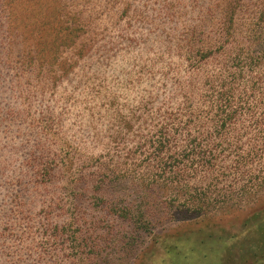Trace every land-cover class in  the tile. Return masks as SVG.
<instances>
[{
  "label": "rangeland",
  "instance_id": "obj_1",
  "mask_svg": "<svg viewBox=\"0 0 264 264\" xmlns=\"http://www.w3.org/2000/svg\"><path fill=\"white\" fill-rule=\"evenodd\" d=\"M226 2L0 0V264H264V186L191 216L164 182L195 146L219 170L264 136V44L243 40L264 0L234 3L227 31ZM202 25L192 63L178 45ZM241 53L262 62L233 93Z\"/></svg>",
  "mask_w": 264,
  "mask_h": 264
},
{
  "label": "trees",
  "instance_id": "obj_2",
  "mask_svg": "<svg viewBox=\"0 0 264 264\" xmlns=\"http://www.w3.org/2000/svg\"><path fill=\"white\" fill-rule=\"evenodd\" d=\"M234 3L235 7L237 8V6L239 5L238 0H229L228 3H225L226 9L230 10L228 13L230 19H228V16L226 17V25L228 26L225 29L226 31L228 29L234 28L236 24L235 20L233 19V14L236 11L235 7H233ZM203 27L204 26L202 25L194 28L191 31L192 33H188L187 37H184L182 39L185 44L182 45V43H180L178 45V47L185 52L186 58L192 63L196 62L199 56H203V58H206L208 54L205 52L208 49L209 44H206L204 43V41H200L197 37H195V35L199 34L197 33V30ZM76 28V30L82 32L86 27L82 22L79 23ZM261 29L262 30L257 29V31H252L246 39H243L244 43H247L246 46H254L257 48L264 44V27H262ZM225 38H228L227 34H222V36L220 37V42L221 44H223V46L224 43H226ZM208 52L210 54L208 57H210L213 54L211 53L213 52V49L210 48ZM253 55H245L241 53L234 57L241 63V66L238 69L232 70V72H234V77L237 79L235 80L234 78V83L231 89H229L231 92L234 93L232 88L235 87L236 82L239 81L244 74L254 70V67H256V65L253 64L262 62L260 61L261 56L259 53ZM231 92L227 93L228 97H231ZM226 103L230 102L226 101ZM260 106L261 104L256 108L258 109ZM226 113L227 114L222 117V126L224 128L228 126V122L234 120V117L236 115V112L232 110L226 111ZM250 143H255V145L250 148L251 150L249 149L248 151L244 152V150L237 149L238 153H236L235 155L234 167H232V165L230 168L221 166L222 168H220L219 170H216L215 168L216 166L214 162L217 161V156L215 155L213 150L210 151L208 147L204 145L195 146L191 151L189 150L188 154L185 155L186 157H188L189 162H183L181 166L173 169V171L169 173V178H164V182H166V184H168L169 181H167V179L175 180V187L174 190L171 191V193L175 192L179 199L184 200L183 205H181L180 207L178 206L176 210H178V212L184 213L185 215H203L214 208V204L209 203L211 200H213L212 198H218V200L223 199L225 203H227L234 198L237 192H239V195L248 197L251 196L254 191H256L255 188L264 186V166L258 169V167L255 166L256 159L251 158L258 154L264 156V136L260 134L255 135V138L250 141ZM226 144L230 145V143ZM191 161H197L198 167L201 166L202 168L207 170V175L204 174V177L199 176L198 171L201 172L200 169H198L197 167L191 168L188 166ZM163 162L166 163L167 161ZM45 171L46 170H44V168L41 169L40 178L46 176ZM189 178L194 180V183L192 185L195 186L190 187L191 181ZM198 180L199 183H197ZM223 180L230 181L232 183V187H228L227 189L220 188L219 184ZM209 182L213 183V185L206 187L205 185ZM251 183H253L252 186H246L247 184ZM238 184H245V186H241L237 189ZM167 205L169 209L173 211L174 207L171 206V204ZM256 226L260 228L262 225L258 223V225ZM176 249V246L168 245L164 250V254L157 261H161L163 259L161 263H168V261L169 263H171V259H173L174 256H176L177 259V255L175 252Z\"/></svg>",
  "mask_w": 264,
  "mask_h": 264
}]
</instances>
